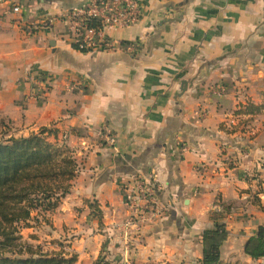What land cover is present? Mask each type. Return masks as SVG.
<instances>
[{
  "label": "crops",
  "instance_id": "crops-1",
  "mask_svg": "<svg viewBox=\"0 0 264 264\" xmlns=\"http://www.w3.org/2000/svg\"><path fill=\"white\" fill-rule=\"evenodd\" d=\"M140 1L137 24L107 31L131 54L72 47L59 19L90 0H0V123L14 137L50 128L72 151L77 172L51 214L77 257L86 239L112 262L194 263L224 210L221 260L264 264L244 253L264 226V0ZM40 75L45 98L32 92ZM149 174L168 211L136 234L122 187Z\"/></svg>",
  "mask_w": 264,
  "mask_h": 264
},
{
  "label": "trees",
  "instance_id": "trees-1",
  "mask_svg": "<svg viewBox=\"0 0 264 264\" xmlns=\"http://www.w3.org/2000/svg\"><path fill=\"white\" fill-rule=\"evenodd\" d=\"M1 127L5 125L0 123V264H76L77 254L68 253L65 246L63 251L47 253L29 243L17 244L21 240L19 227H27L31 213L51 214L68 194L77 172L72 151L64 141H57L50 128L14 137ZM223 211L210 213L213 228L202 232L201 258L190 264H245L221 260L220 249L227 236ZM93 214L100 224L102 213ZM18 247L22 250H16ZM244 253L253 260L264 257V226L247 240ZM92 264L121 263L108 261L100 253Z\"/></svg>",
  "mask_w": 264,
  "mask_h": 264
},
{
  "label": "built area",
  "instance_id": "built-area-1",
  "mask_svg": "<svg viewBox=\"0 0 264 264\" xmlns=\"http://www.w3.org/2000/svg\"><path fill=\"white\" fill-rule=\"evenodd\" d=\"M13 13H20L21 7H12ZM143 13L140 0H90L86 5L67 10L59 19L70 33L72 47L81 53L95 49L106 52H134V45L121 43L109 37L110 29H125L137 24ZM49 76L40 75L33 79V96L45 98L49 92ZM219 91H222L220 89ZM114 137L107 135L106 141L114 143ZM159 185L155 175H135L122 187L126 217L124 225L139 234L152 221L166 216L167 207L157 199Z\"/></svg>",
  "mask_w": 264,
  "mask_h": 264
},
{
  "label": "rangeland",
  "instance_id": "rangeland-1",
  "mask_svg": "<svg viewBox=\"0 0 264 264\" xmlns=\"http://www.w3.org/2000/svg\"><path fill=\"white\" fill-rule=\"evenodd\" d=\"M9 125L5 124V127H1L2 132H6L9 130ZM64 214V213H62ZM81 214V213H80ZM31 220L26 224V226H20L19 227V236H21V240L17 242V244L25 245L26 243H29L33 245L34 247H39L41 251L51 253V252H57L61 251L63 246H65V239L71 240L72 238L76 237L71 232L72 229H68V227L63 226L59 227L58 220H61V217H58V213L55 214V218L52 214H46V215H40L36 213H31ZM55 219V220H54ZM56 223V227L53 225ZM75 230V229H73ZM84 241H74L75 249H77L78 252V261L76 264H92L94 261L93 257L95 256L96 252L101 249L100 253L102 255H105L106 258L108 255L107 247L104 243L102 244L101 248L99 246V241L96 240H90L87 242ZM129 244V242H125V244ZM126 244V245H127ZM67 245V244H66ZM119 247V243L116 244L115 248ZM106 248V249H104ZM16 250H22L20 247L16 248ZM63 251V250H62ZM68 253H71L70 251H67ZM7 256H17L15 253H6ZM23 256H26V254L23 252ZM120 257V252H115L114 256ZM117 258V257H116ZM116 258H113V261L116 260ZM111 260V257L109 258ZM108 260V261H110Z\"/></svg>",
  "mask_w": 264,
  "mask_h": 264
}]
</instances>
